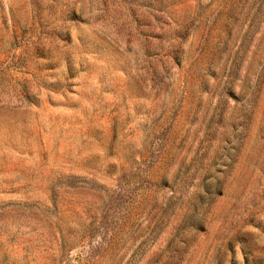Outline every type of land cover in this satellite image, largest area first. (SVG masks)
I'll list each match as a JSON object with an SVG mask.
<instances>
[{"label":"rangeland","instance_id":"1","mask_svg":"<svg viewBox=\"0 0 264 264\" xmlns=\"http://www.w3.org/2000/svg\"><path fill=\"white\" fill-rule=\"evenodd\" d=\"M0 264H264V0H0Z\"/></svg>","mask_w":264,"mask_h":264}]
</instances>
